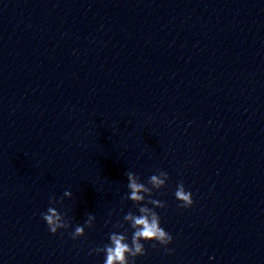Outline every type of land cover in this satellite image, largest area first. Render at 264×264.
<instances>
[{
    "label": "clouds",
    "instance_id": "clouds-1",
    "mask_svg": "<svg viewBox=\"0 0 264 264\" xmlns=\"http://www.w3.org/2000/svg\"><path fill=\"white\" fill-rule=\"evenodd\" d=\"M127 177V188L129 194L124 199L130 200L138 207L139 215L129 211L123 220L132 229L131 242H128V236L119 232H112L109 235L110 243L105 244L102 248L97 247L92 251L99 254H105L104 264H135V260L139 256L146 255L145 244L143 242L153 241L163 246L166 254H171L173 249L167 246L172 243L173 237L161 226V217L155 209L165 208V202L153 199V189L159 190L167 186L169 179L168 173L159 171L153 174L148 180L151 187L140 181V177L135 173L128 171L125 173ZM64 197H72L71 191H65ZM174 196L179 201L178 207L191 208L194 204L193 194L185 189L183 183H178ZM55 196L49 198L50 205L47 211L41 213L42 219L46 222L48 230L52 234H56L61 229H68L70 222L54 206L57 203ZM59 203H63L61 199ZM152 205V207H149ZM95 216L91 213L87 215L85 225L92 227ZM115 227L123 228V224L117 223ZM85 235L84 226L77 225L71 233L73 239H77ZM153 244V247L156 246Z\"/></svg>",
    "mask_w": 264,
    "mask_h": 264
}]
</instances>
